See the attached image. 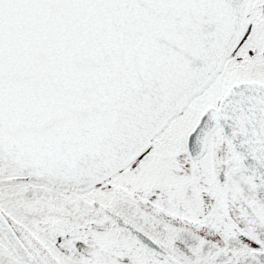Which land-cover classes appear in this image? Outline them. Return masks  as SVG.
Returning <instances> with one entry per match:
<instances>
[{
    "label": "snow or ice",
    "instance_id": "obj_1",
    "mask_svg": "<svg viewBox=\"0 0 264 264\" xmlns=\"http://www.w3.org/2000/svg\"><path fill=\"white\" fill-rule=\"evenodd\" d=\"M0 264H264V0H0Z\"/></svg>",
    "mask_w": 264,
    "mask_h": 264
}]
</instances>
